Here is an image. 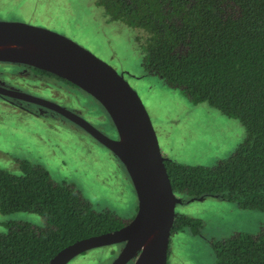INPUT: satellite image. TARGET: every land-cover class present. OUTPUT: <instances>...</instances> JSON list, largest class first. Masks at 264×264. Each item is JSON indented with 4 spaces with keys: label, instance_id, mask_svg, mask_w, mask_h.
I'll return each mask as SVG.
<instances>
[{
    "label": "trees",
    "instance_id": "obj_1",
    "mask_svg": "<svg viewBox=\"0 0 264 264\" xmlns=\"http://www.w3.org/2000/svg\"><path fill=\"white\" fill-rule=\"evenodd\" d=\"M109 20L137 28L145 71L207 102L245 128L242 142L212 166L164 158L181 197L215 195L264 211V0H94ZM0 168V212L30 211L39 226L7 222L0 232V264H46L76 239L120 227L109 209H96L74 186L20 161ZM198 220L176 214L170 234ZM215 264H264V225L256 235L236 232L211 240Z\"/></svg>",
    "mask_w": 264,
    "mask_h": 264
},
{
    "label": "rangeland",
    "instance_id": "obj_2",
    "mask_svg": "<svg viewBox=\"0 0 264 264\" xmlns=\"http://www.w3.org/2000/svg\"><path fill=\"white\" fill-rule=\"evenodd\" d=\"M0 20L25 21L63 34L123 72L145 106L164 158L212 166L231 155L244 139L245 128L238 118L207 102L193 103L181 89L145 71L136 42L140 31L109 20L94 0H0ZM78 96L83 113L96 116L103 109L84 94ZM4 107L0 101V168L18 173V163L30 161L43 166L53 180L74 186L94 208L109 209L125 223L133 217L137 201L132 183L105 147L49 113L42 123ZM55 120L59 126L48 128L47 123ZM97 124L114 130L109 120ZM182 199L175 206L176 214L198 220L200 225L170 234L167 264H215L211 240L236 232L256 235L264 225V211L241 208L233 200L215 195ZM7 222L39 226L43 218L24 210L0 212V232L7 230ZM118 250L113 244L94 247L66 264H109Z\"/></svg>",
    "mask_w": 264,
    "mask_h": 264
},
{
    "label": "water",
    "instance_id": "obj_3",
    "mask_svg": "<svg viewBox=\"0 0 264 264\" xmlns=\"http://www.w3.org/2000/svg\"><path fill=\"white\" fill-rule=\"evenodd\" d=\"M0 61L50 71L94 98L106 111L117 137L101 132L82 116L53 101L0 88L3 94L50 107L83 128L121 162L136 196V211L129 221L113 230L74 240L46 264H66L88 249L116 243L123 245L109 264H167L175 206L183 199L171 187L149 115L123 72L63 34L17 20H0ZM202 198L188 197L187 201Z\"/></svg>",
    "mask_w": 264,
    "mask_h": 264
},
{
    "label": "flooded vegetation",
    "instance_id": "obj_4",
    "mask_svg": "<svg viewBox=\"0 0 264 264\" xmlns=\"http://www.w3.org/2000/svg\"><path fill=\"white\" fill-rule=\"evenodd\" d=\"M1 65L3 69L0 71V73L1 74L3 73L4 77L1 78L0 76V88L3 87L5 89L26 92L31 95L53 101L59 104L60 106L67 108L69 111L82 116L84 119L91 122L101 132L111 137H117V133L115 129L112 131H107L101 126V124H97L98 121H102V120L104 122L106 120H109L111 122L104 109L100 110V112L96 116H91L88 113L82 112L83 108L80 106L78 94H82V95L84 94L86 97L93 100V103L95 104H99V103L94 98H92L88 93L80 89L72 82L50 71L37 68L35 66L28 65L25 63L0 61V67ZM0 101L5 106L2 110H6L7 112L12 111V113L18 112L21 114H25L26 118L29 117L28 119L35 118L34 120H40L42 123H45L44 121L46 120V118H49L45 115L49 113L53 116L58 117L56 118L59 119L57 121H66V122L68 121L69 123H71V125H73V127L75 128L74 130L79 129L84 131L85 134H87L91 139L94 140V142L105 147L96 139H94L92 136H90L79 125H77L72 120H70L60 112L50 107L37 103L34 100L31 101L27 99H22L7 94H3L1 92H0ZM100 107L103 108L101 105ZM57 121L55 120L52 123H47V127L53 128V126L56 127L59 126ZM107 151L109 154H111V156L116 158L110 152L109 149H107ZM113 245L117 246L118 249L120 250L123 243H116ZM131 263L132 262L129 261L127 264H131Z\"/></svg>",
    "mask_w": 264,
    "mask_h": 264
}]
</instances>
